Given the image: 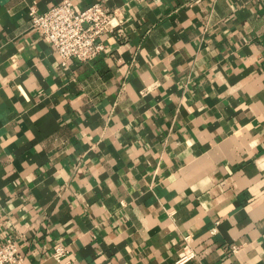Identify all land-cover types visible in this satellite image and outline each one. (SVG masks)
<instances>
[{
	"label": "crops",
	"instance_id": "crops-1",
	"mask_svg": "<svg viewBox=\"0 0 264 264\" xmlns=\"http://www.w3.org/2000/svg\"><path fill=\"white\" fill-rule=\"evenodd\" d=\"M61 1L0 0V244L178 264L190 236L185 264H264V3L72 0L125 36L63 65L30 17Z\"/></svg>",
	"mask_w": 264,
	"mask_h": 264
},
{
	"label": "built area",
	"instance_id": "built-area-1",
	"mask_svg": "<svg viewBox=\"0 0 264 264\" xmlns=\"http://www.w3.org/2000/svg\"><path fill=\"white\" fill-rule=\"evenodd\" d=\"M259 1L264 3V0ZM30 17L32 26L54 47L63 65L72 59L86 62L96 58L104 50L99 39L107 32L116 33L118 37L125 36L118 10L103 2L78 11L72 0H62L44 13L32 7ZM238 250V247H233V252ZM67 252L65 247L59 245L53 256L62 259L67 256ZM196 257L198 253L192 245V239L186 236L177 263L185 264ZM0 264H25V258L14 240L0 244Z\"/></svg>",
	"mask_w": 264,
	"mask_h": 264
}]
</instances>
